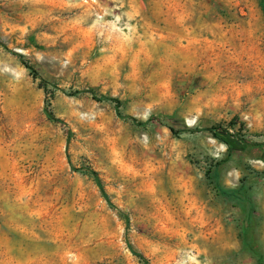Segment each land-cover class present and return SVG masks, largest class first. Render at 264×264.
<instances>
[{
  "label": "rangeland",
  "instance_id": "1",
  "mask_svg": "<svg viewBox=\"0 0 264 264\" xmlns=\"http://www.w3.org/2000/svg\"><path fill=\"white\" fill-rule=\"evenodd\" d=\"M0 264H264V0H0Z\"/></svg>",
  "mask_w": 264,
  "mask_h": 264
},
{
  "label": "trees",
  "instance_id": "2",
  "mask_svg": "<svg viewBox=\"0 0 264 264\" xmlns=\"http://www.w3.org/2000/svg\"><path fill=\"white\" fill-rule=\"evenodd\" d=\"M15 54H16L21 60H23L24 64L26 65L27 68L30 69V71H31V73L34 75V77L41 79L42 84H43V86H44V89L47 90V87L44 85V84L46 83V81L40 76V74L38 73V71H36V70L34 69V67H32L30 64H28V63H26V62L24 61L23 55H22L21 53H15ZM105 99L110 100L111 102H113L117 108H119V106H120V104H121L120 99H118V98H116V97H110V96H108V97H105ZM51 116H53V115L51 114ZM51 118L55 119L54 116L51 117ZM128 118H129L130 120H132L133 122L137 123V124H140V125L142 124L141 121H139L138 119H136V118L133 117V116H128ZM171 130L174 131V129H171ZM213 130H217V128H214V127H213ZM230 136H232V135L230 134ZM241 142H242V144H248V141H247L246 139H241ZM86 172L89 173L91 176H93V178L95 179L97 185L100 187L103 196L107 199V198H108V195H107V193L105 192V190H104V188H103L102 181H101V179H100V177H99L97 171H95V170H93V169H89V168H87V169H86ZM139 256H140L141 258H143V256H142L141 254H139Z\"/></svg>",
  "mask_w": 264,
  "mask_h": 264
}]
</instances>
